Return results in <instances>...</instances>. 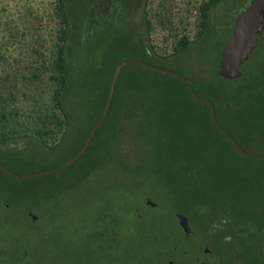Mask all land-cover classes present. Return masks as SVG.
I'll return each instance as SVG.
<instances>
[{"label":"trees","instance_id":"1","mask_svg":"<svg viewBox=\"0 0 264 264\" xmlns=\"http://www.w3.org/2000/svg\"><path fill=\"white\" fill-rule=\"evenodd\" d=\"M149 1L55 0L58 32L51 45L52 62L47 65L49 59L44 57L42 66H34L38 61H29L24 51L0 73V162L4 166L30 174L73 157L103 112L115 68L126 59L184 75L200 96L214 103L219 123L246 151L264 153V67L257 76L250 71L255 54L264 49V31L241 77L229 80L218 71L236 19L250 0H207L200 6L197 37L184 35L168 54L159 53L152 43ZM217 8L222 15L215 16ZM28 37L29 33L20 39ZM209 42L220 44L217 65L202 47ZM186 55L195 62H188V77L173 62ZM199 63L211 65L201 71ZM213 70L216 77L210 76ZM23 80L30 81L32 94L27 116L19 113L23 109L14 108L20 105L18 88ZM44 82L49 98L43 96ZM227 83L234 86L228 88ZM27 152L31 155L25 156ZM61 153L65 155L59 161L52 158ZM26 158L37 165L20 168ZM83 164L90 172L111 165L125 172L150 173L159 184L165 180L174 215L182 213L189 224L206 218L202 252L208 247L222 264H264V158L243 156L215 127L209 106L196 101L180 79L138 64L126 65L107 118L85 154L69 168ZM44 177L21 180L0 169V204L27 203L22 212L35 221L29 207L39 202V181ZM32 197L35 201H30ZM191 229L188 238L196 234ZM159 248L164 254V247ZM169 249L170 254L186 253L176 244ZM165 263L175 264L170 257Z\"/></svg>","mask_w":264,"mask_h":264},{"label":"rangeland","instance_id":"2","mask_svg":"<svg viewBox=\"0 0 264 264\" xmlns=\"http://www.w3.org/2000/svg\"><path fill=\"white\" fill-rule=\"evenodd\" d=\"M206 1H149L151 39L159 53L175 51L184 35L192 40L197 37L201 27L199 10ZM54 7L55 0H0V73L24 51L29 61H38L34 66H42L44 57L49 59L47 65L52 62L55 53L51 45L54 47L58 32ZM218 13L222 15L217 8L215 16ZM27 33L29 37L21 40ZM202 47L209 50L206 55L217 65L220 44L214 46L209 42ZM189 60L186 55L173 61L187 77L188 62L195 64ZM209 65L197 64L201 71ZM262 67L264 49L250 62L251 74L259 75ZM210 74L216 77V70ZM29 82L20 83L17 100L20 105L14 106L23 109L19 113L26 116L32 98ZM45 83L43 96L49 98ZM227 86L234 85L227 83ZM64 155L52 158L59 161ZM27 159L19 164L20 168L27 170L37 165ZM162 182L159 184L150 173L125 172L111 165L90 172L83 164L46 175L39 181L42 187L39 202L30 203L29 207L36 222L22 212L27 203L0 204V264H166V257L175 264H197L199 258L210 264L213 257L205 258L207 254L201 251L206 218L190 223L196 234L188 238L177 217L179 213L174 215L176 209ZM29 199L35 201L33 197ZM172 244L186 253L177 250L170 254ZM161 246L164 254L159 250ZM23 251L27 253L25 258Z\"/></svg>","mask_w":264,"mask_h":264},{"label":"water","instance_id":"3","mask_svg":"<svg viewBox=\"0 0 264 264\" xmlns=\"http://www.w3.org/2000/svg\"><path fill=\"white\" fill-rule=\"evenodd\" d=\"M263 31H264V0H250V3L247 6V8L237 17L232 35L222 51L220 57V63H219V74L222 77L229 80H234L242 76L243 74L242 67L251 58L252 53L258 47L259 37L263 33ZM129 64H138L142 67L150 69L151 71L167 74L180 79L187 86V88L190 91V94L196 101L206 103L209 106L211 119L215 127L233 144V146L243 156L253 160H260L264 158V153L262 154L250 153L246 151L237 142V140L219 123L214 103L210 99L200 96L195 91L192 83L184 75L171 69L157 67L140 59H126L120 62L115 68L103 112L100 118L98 119V121L96 122V124L89 132L84 145L73 157H71L69 160H67L65 163H63L58 167L39 171V172H34L30 174H19L13 172L10 169H8L6 166H4L1 162H0V169L4 173L8 174L13 178L26 180V179H33L63 171L69 168L71 165H73L76 161H78L85 154L96 132L107 118L113 101V97L120 73L122 69ZM147 202L153 206L156 205L151 200H148ZM177 217L180 221V225L185 231V234L189 236L192 233V229L190 227L188 218L181 213H179ZM204 253L207 254L205 258L208 256L213 257V261L210 264H222L217 257L212 255L208 247L205 248ZM199 260H200L199 264H204L203 259L201 260V258H199Z\"/></svg>","mask_w":264,"mask_h":264}]
</instances>
